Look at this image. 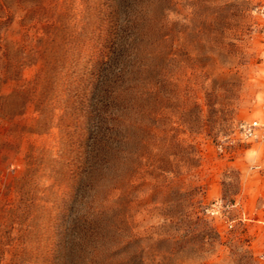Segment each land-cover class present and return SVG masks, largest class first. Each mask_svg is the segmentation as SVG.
<instances>
[{
    "label": "rangeland",
    "instance_id": "obj_1",
    "mask_svg": "<svg viewBox=\"0 0 264 264\" xmlns=\"http://www.w3.org/2000/svg\"><path fill=\"white\" fill-rule=\"evenodd\" d=\"M258 5L0 0V264H264Z\"/></svg>",
    "mask_w": 264,
    "mask_h": 264
},
{
    "label": "built area",
    "instance_id": "obj_2",
    "mask_svg": "<svg viewBox=\"0 0 264 264\" xmlns=\"http://www.w3.org/2000/svg\"><path fill=\"white\" fill-rule=\"evenodd\" d=\"M257 16L264 18V5H258L254 9ZM229 143H252L264 141V119L253 118L249 120H240L234 125L232 138H229ZM221 149V145H219ZM254 169H259L258 165L253 166ZM239 208L238 201H226L222 198H214L203 206L202 212L209 218L222 219L226 226L231 229L234 219L228 217L229 212ZM243 218L245 213L241 212ZM264 259V257H262Z\"/></svg>",
    "mask_w": 264,
    "mask_h": 264
}]
</instances>
